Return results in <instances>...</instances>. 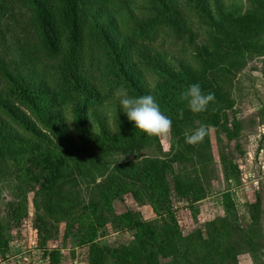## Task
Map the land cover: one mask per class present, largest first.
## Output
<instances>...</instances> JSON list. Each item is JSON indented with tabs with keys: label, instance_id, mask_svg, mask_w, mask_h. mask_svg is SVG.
Returning a JSON list of instances; mask_svg holds the SVG:
<instances>
[{
	"label": "trees",
	"instance_id": "trees-1",
	"mask_svg": "<svg viewBox=\"0 0 264 264\" xmlns=\"http://www.w3.org/2000/svg\"><path fill=\"white\" fill-rule=\"evenodd\" d=\"M176 1L171 6L169 0H0V167L12 162L21 171L20 190L35 192L36 230L50 264L62 260L60 252L45 247L57 231L50 221L71 217V195H62L59 186L76 168H105L99 164L101 158L118 148L145 150L158 139L135 130L113 96L116 88H126L129 95H153L172 120L173 138L184 142L192 122V112L181 99L187 86L201 79L203 92L217 91L228 101L235 72L247 56L264 57V0H251L247 16L234 22L235 3L223 16L224 24L215 20L203 0ZM183 12L189 20L176 22L175 15ZM189 30L193 36L188 38ZM196 36L206 37L207 45L194 43ZM231 39L241 44H227ZM10 48L16 57L9 58ZM167 58L179 60L182 67L174 71ZM110 107L108 118L102 111ZM212 107L210 102L201 114L215 119ZM146 163L144 169L133 168L135 177L131 175L134 181L129 184L135 193L145 189L138 188L139 183L147 188L153 208L166 216L164 224L153 226L138 212L127 210L115 215L114 224L135 232L132 243L115 249L96 247L97 232L92 223L85 226L87 217L94 215L104 225L103 213L114 195L129 189L125 177L110 175L99 201L83 205V212L68 225H80L76 241L90 246V263L195 264L193 256L213 245L219 264H226L235 252L228 248L222 253L226 240L243 229L230 195L224 202L232 216L213 223L210 239L200 233L184 235L180 212L195 209L199 190L180 187L165 170L159 175L164 166L158 162ZM116 166L119 174L122 169ZM179 196L189 203L176 206ZM260 209L259 203L253 208V225L259 222ZM252 235L246 234L247 243L256 248ZM7 247L0 232L3 258Z\"/></svg>",
	"mask_w": 264,
	"mask_h": 264
},
{
	"label": "rangeland",
	"instance_id": "rangeland-1",
	"mask_svg": "<svg viewBox=\"0 0 264 264\" xmlns=\"http://www.w3.org/2000/svg\"><path fill=\"white\" fill-rule=\"evenodd\" d=\"M169 2H172L171 6L177 3L176 0ZM203 3L215 20L222 24L226 22L223 16L227 17L235 3L238 10L233 17L234 22L236 18L247 16V10L252 5L251 0H203ZM175 17L176 22L189 20L184 12L182 16L180 14ZM187 32L188 38L193 36L190 34L192 30ZM194 43L205 47L208 40L199 36ZM232 43L241 44L234 39L227 44ZM8 56L14 58L17 52L10 48ZM178 61L167 58L174 71L182 67ZM240 68L242 69L235 72L228 101L221 100L218 92H215L217 98L211 102L213 107L210 110L215 119L213 115H202L201 112L191 114L192 122L185 132L190 133L201 125L209 126L208 134L202 141L193 145L186 144L174 139L171 130L169 135L154 139L145 150L118 148L114 154H107L101 158L99 164H105L108 170L100 166L76 168L68 176L59 186V190L62 195H71L72 204L68 209L71 217L61 221L51 219L50 222L57 231L49 236L45 246L49 251L60 252L62 260L59 264H91L90 246H78L76 241L81 231L80 225L78 222L71 227L68 225L73 221L72 217L83 212V205L88 207L91 202L99 201L98 193L110 175L125 177L129 189L114 195L104 210V225L100 226L94 215L87 217L85 226L92 223L97 232L96 247L115 249L132 243L135 232L118 229L114 224L115 215L127 210L138 212L144 221L153 226L160 227L164 224L166 216L153 208L148 199L147 188L139 183L138 188L145 189L135 193V188L129 184L134 181L131 179V175L135 177L133 168L144 169L147 160L164 166L160 168L159 175L165 170L168 175L178 179L180 187L193 185L200 192L195 209L188 207L180 212L184 235L200 233L210 239L211 233L215 232L213 223L232 216L225 204V196L229 194L236 208L235 216L243 229L234 232L226 240V248L222 253L235 249L226 264H264V57L249 54L245 65ZM228 104H232V107L227 108ZM111 110L110 107L109 111H102V114H109ZM116 165L122 169L119 174ZM20 173V169L12 162L6 167H0V232L8 243L7 254L4 258L0 256V264H50L42 249L43 239L39 238L36 230L35 192L20 190ZM25 196L27 204L23 202ZM179 197L176 201L179 208L189 203L187 198ZM257 203L261 205L260 217L258 224L253 225L252 211ZM39 210L40 214H44ZM253 233L256 248L249 245L246 239V234L251 236ZM211 246L212 250L193 256V262L219 264L213 245ZM253 255H258L257 259ZM158 259L163 261L160 257Z\"/></svg>",
	"mask_w": 264,
	"mask_h": 264
},
{
	"label": "clouds",
	"instance_id": "clouds-1",
	"mask_svg": "<svg viewBox=\"0 0 264 264\" xmlns=\"http://www.w3.org/2000/svg\"><path fill=\"white\" fill-rule=\"evenodd\" d=\"M113 96L117 98L120 111L126 115L135 130L148 137L170 134L172 120L162 113L153 95H129L126 88L118 87ZM181 99L187 102V107L192 113H200L215 100V95L212 92H203L199 83H192L181 93ZM208 131L209 126L201 125L190 133H185L184 142L189 145L196 144L204 139Z\"/></svg>",
	"mask_w": 264,
	"mask_h": 264
}]
</instances>
